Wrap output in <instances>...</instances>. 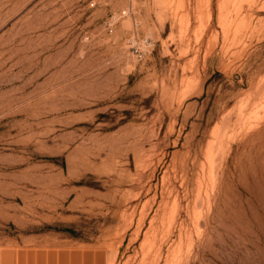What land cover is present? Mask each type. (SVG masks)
Listing matches in <instances>:
<instances>
[{"label": "rangeland", "instance_id": "rangeland-1", "mask_svg": "<svg viewBox=\"0 0 264 264\" xmlns=\"http://www.w3.org/2000/svg\"><path fill=\"white\" fill-rule=\"evenodd\" d=\"M5 243L264 264V0H0Z\"/></svg>", "mask_w": 264, "mask_h": 264}, {"label": "crops", "instance_id": "crops-1", "mask_svg": "<svg viewBox=\"0 0 264 264\" xmlns=\"http://www.w3.org/2000/svg\"><path fill=\"white\" fill-rule=\"evenodd\" d=\"M62 254L63 251L54 252L18 243L0 244V264H68V259L64 261Z\"/></svg>", "mask_w": 264, "mask_h": 264}, {"label": "built area", "instance_id": "built-area-1", "mask_svg": "<svg viewBox=\"0 0 264 264\" xmlns=\"http://www.w3.org/2000/svg\"><path fill=\"white\" fill-rule=\"evenodd\" d=\"M110 31H113V24L110 23ZM131 51L138 61H142L148 55L152 43L149 37L140 38L139 35L129 40Z\"/></svg>", "mask_w": 264, "mask_h": 264}, {"label": "trees", "instance_id": "trees-1", "mask_svg": "<svg viewBox=\"0 0 264 264\" xmlns=\"http://www.w3.org/2000/svg\"><path fill=\"white\" fill-rule=\"evenodd\" d=\"M68 231H70V230H68Z\"/></svg>", "mask_w": 264, "mask_h": 264}]
</instances>
